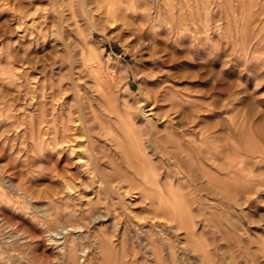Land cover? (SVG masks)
<instances>
[{
	"label": "rangeland",
	"instance_id": "rangeland-1",
	"mask_svg": "<svg viewBox=\"0 0 264 264\" xmlns=\"http://www.w3.org/2000/svg\"><path fill=\"white\" fill-rule=\"evenodd\" d=\"M0 186V264H264V0H0Z\"/></svg>",
	"mask_w": 264,
	"mask_h": 264
},
{
	"label": "bare ground",
	"instance_id": "bare-ground-1",
	"mask_svg": "<svg viewBox=\"0 0 264 264\" xmlns=\"http://www.w3.org/2000/svg\"><path fill=\"white\" fill-rule=\"evenodd\" d=\"M88 14L90 15V9L88 10ZM110 80V79H109ZM111 82V81H110ZM143 108V107H142ZM144 109V108H143ZM143 109H141V112H142V114H143V116H144V119L147 121V119H148V117H151V113H152V109H153V104H152V102H151V106L148 108V113H145L146 111H144ZM82 117V116H81ZM74 118V117H73ZM76 118V117H75ZM77 119L78 118H76V119H73V121L75 122L74 124H76L78 121H77ZM151 123V122H150ZM133 131V130H132ZM133 136H135L134 134H133ZM75 138H71L70 140L71 141H73ZM134 139V138H133ZM137 139V138H136ZM62 140H67L66 138H63ZM139 142V141H138ZM1 187V186H0ZM2 190H4V189H2ZM1 193V192H0Z\"/></svg>",
	"mask_w": 264,
	"mask_h": 264
}]
</instances>
